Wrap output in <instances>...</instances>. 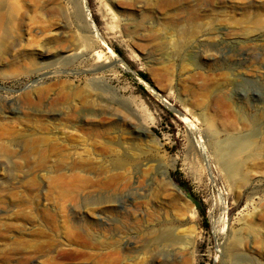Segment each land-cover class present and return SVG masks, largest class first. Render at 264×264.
Returning a JSON list of instances; mask_svg holds the SVG:
<instances>
[{
	"label": "rangeland",
	"instance_id": "rangeland-1",
	"mask_svg": "<svg viewBox=\"0 0 264 264\" xmlns=\"http://www.w3.org/2000/svg\"><path fill=\"white\" fill-rule=\"evenodd\" d=\"M171 227L194 248L155 262L264 264V0H0V264H132Z\"/></svg>",
	"mask_w": 264,
	"mask_h": 264
},
{
	"label": "bare ground",
	"instance_id": "bare-ground-1",
	"mask_svg": "<svg viewBox=\"0 0 264 264\" xmlns=\"http://www.w3.org/2000/svg\"><path fill=\"white\" fill-rule=\"evenodd\" d=\"M84 3H85V1H84ZM85 8H88V6L87 7L85 6ZM95 28L93 27V29H94L93 31L96 34L95 37H97L99 39L101 35H99V33L97 32V29H95ZM6 35H8V32ZM80 53H81V51H80ZM71 56H73V54H69L67 57L71 59L72 58ZM14 111H16V110H14ZM11 112H12V110H11ZM205 119H206V117H205ZM219 132L220 131H218V133ZM214 133H216V132H214ZM216 136H217V133H216ZM215 144L217 147L218 155L221 159V163L223 164L224 168L229 172V175L231 176V178L234 179L235 177H238V176L243 177V175H244L243 174V168H244V165L246 164V161L249 158H251V156L255 155V152H253L255 149V143L253 142L252 137L240 136V135H230L225 140L217 141V142H215ZM251 149H252V151H251ZM78 154H79V157L76 158V161L75 162L72 161V163L70 164V165H73L72 170H75V171H86V170H88L91 163L87 162V160L84 157L85 155L82 152L78 153ZM68 163L69 162L64 161L63 165H65V164L67 165ZM76 179L77 180L80 179L81 181H84V177H81L80 175H77ZM86 180L87 179L85 178L86 188H87V184H88L87 182L90 183L91 188L95 187V189H97L98 186L101 187L100 182H103L101 180H99L100 181L99 183L97 181H93V180H88V181H86ZM106 185H104V186H106ZM104 186L101 188H104ZM70 198H71V196H70ZM163 229L164 228H162V230ZM159 230H161V229H159ZM156 232H159V231H156ZM154 233H155V231H154ZM123 237L121 236L119 238L120 241H122ZM155 244H156V247H154V248H156L155 252L149 254L147 252L142 251L143 248L133 247V246H131V245H133L132 243L131 244L128 243V245L126 247L132 248V251L134 252L133 256L131 258L133 261L132 264H157V263L158 264H164V263H160V262H155V261H158L160 257L163 258V253L165 252V250L158 251L157 247L161 246L162 249H166V248L169 249V247H171V248H176L179 252H183L185 248L186 249L194 248L193 246L195 244V239L191 238V237H186L185 235L181 234L178 227H171L170 229L167 228V229L159 232L155 236ZM147 251H149V250H147ZM110 255H112V259H111V261L109 259L107 264H120L125 258V253H124L123 249H117L115 251H112V253L107 255V256L109 257Z\"/></svg>",
	"mask_w": 264,
	"mask_h": 264
},
{
	"label": "trees",
	"instance_id": "trees-1",
	"mask_svg": "<svg viewBox=\"0 0 264 264\" xmlns=\"http://www.w3.org/2000/svg\"><path fill=\"white\" fill-rule=\"evenodd\" d=\"M119 54H120V53H119ZM140 75H141V77H143L146 81L151 82V80L149 79V76H148L147 74L141 72ZM140 88H141L143 91H145V88H144L143 86H140ZM181 186L185 187L184 184L181 185ZM189 193H190V195L194 198L192 192L189 191Z\"/></svg>",
	"mask_w": 264,
	"mask_h": 264
}]
</instances>
